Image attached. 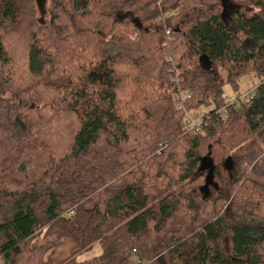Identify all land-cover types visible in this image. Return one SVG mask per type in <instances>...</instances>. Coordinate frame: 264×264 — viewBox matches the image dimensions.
<instances>
[{
    "label": "trees",
    "instance_id": "trees-1",
    "mask_svg": "<svg viewBox=\"0 0 264 264\" xmlns=\"http://www.w3.org/2000/svg\"><path fill=\"white\" fill-rule=\"evenodd\" d=\"M44 1L0 0V260L264 264V0Z\"/></svg>",
    "mask_w": 264,
    "mask_h": 264
},
{
    "label": "rangeland",
    "instance_id": "rangeland-1",
    "mask_svg": "<svg viewBox=\"0 0 264 264\" xmlns=\"http://www.w3.org/2000/svg\"><path fill=\"white\" fill-rule=\"evenodd\" d=\"M41 4H43V6L45 4V8H47V14H45L42 17H41L40 14H38V18H41L44 22L48 23L49 19H50L49 14H48L49 3L45 2L44 0H41ZM21 46L20 45L15 46V50L21 51V49H22ZM20 67H22V66H20ZM23 67H24V65H23ZM257 83H258V78H256L253 74H248L242 81H240V91H239L238 94H242L241 95V99L242 98L245 99L246 93L252 92L254 90V88H255ZM224 93H225V96H227V98H231V99H228L229 101L232 100V98H234V97H236L238 95V94H235L234 90L229 85L225 86ZM233 101H234V99H233ZM199 124L200 123H196V125H199ZM200 186H204V183H202V185H199V187ZM210 192H211V188L209 187L208 190L205 191V193L210 194ZM197 193L199 195H201V194L205 195V193H201V192H197ZM220 193L222 195H225V196L228 195L227 192L224 189ZM47 228H49V227H47ZM47 228L42 230V231H46L47 232ZM42 231L38 232V234L36 236V240L34 242L35 246H38V244L41 243L42 240H43ZM56 231H57L56 228H54V230H52L51 232L56 233V234H53V235H59V233L56 232ZM53 251H55V250H53ZM101 253H102L101 246L97 243V244H95L93 246L92 249L86 250V251L81 252L80 254H78L76 259H77V262L92 261L94 258L100 256ZM0 264H4V262L2 260H0Z\"/></svg>",
    "mask_w": 264,
    "mask_h": 264
},
{
    "label": "crops",
    "instance_id": "crops-1",
    "mask_svg": "<svg viewBox=\"0 0 264 264\" xmlns=\"http://www.w3.org/2000/svg\"><path fill=\"white\" fill-rule=\"evenodd\" d=\"M54 228H56V232H58L59 235H53L56 234L51 232L52 230H54ZM42 234L43 240L38 244V246L43 245L47 242H52L55 244V251H53L51 253V256L49 257V264H61L66 259L75 254L76 247L71 239L67 237L61 224L56 223L52 226H49V228H47V232L42 231Z\"/></svg>",
    "mask_w": 264,
    "mask_h": 264
},
{
    "label": "water",
    "instance_id": "water-1",
    "mask_svg": "<svg viewBox=\"0 0 264 264\" xmlns=\"http://www.w3.org/2000/svg\"><path fill=\"white\" fill-rule=\"evenodd\" d=\"M39 4H41V0H39ZM223 5L225 8L229 7V6H227V2H225V0H223ZM200 62L205 69H210V67L212 65V63L209 61L208 57L205 55L200 57ZM210 186H214L215 188H217V184L214 183L213 175L211 172L207 175L205 185L201 188V192L205 193V191H207ZM205 194L207 195V193H205Z\"/></svg>",
    "mask_w": 264,
    "mask_h": 264
},
{
    "label": "built area",
    "instance_id": "built-area-1",
    "mask_svg": "<svg viewBox=\"0 0 264 264\" xmlns=\"http://www.w3.org/2000/svg\"><path fill=\"white\" fill-rule=\"evenodd\" d=\"M186 98H189V96L187 95V94H185L184 95V98H182V99H178V103L180 104L181 102H182V100H185ZM249 96L248 95H245V99H243L242 98V101L243 102H249ZM181 101V102H180ZM229 103L230 104H232V103H235V104H237L238 106L240 105V102H235V101H233V99L232 100H230L229 101ZM182 108H183V106H181ZM179 108H180V106H179ZM181 109V108H180ZM190 117V116H189ZM189 119V118H188ZM203 119H204V117L202 116V114H200V115H198L197 117H196V122H198V123H202L203 122ZM190 122L193 124V127H195L196 126V122L190 117ZM134 253L136 252V250H134L133 251ZM137 264H139V262H137Z\"/></svg>",
    "mask_w": 264,
    "mask_h": 264
}]
</instances>
